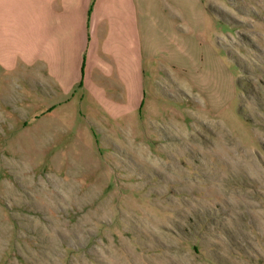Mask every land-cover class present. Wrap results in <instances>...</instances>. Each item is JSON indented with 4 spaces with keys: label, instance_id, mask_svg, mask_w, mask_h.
Returning <instances> with one entry per match:
<instances>
[{
    "label": "rangeland",
    "instance_id": "rangeland-1",
    "mask_svg": "<svg viewBox=\"0 0 264 264\" xmlns=\"http://www.w3.org/2000/svg\"><path fill=\"white\" fill-rule=\"evenodd\" d=\"M178 5L184 39L205 46L203 20L223 58L183 57L176 92L162 69L137 114L72 101L20 138L0 264H264V0Z\"/></svg>",
    "mask_w": 264,
    "mask_h": 264
},
{
    "label": "crops",
    "instance_id": "crops-1",
    "mask_svg": "<svg viewBox=\"0 0 264 264\" xmlns=\"http://www.w3.org/2000/svg\"><path fill=\"white\" fill-rule=\"evenodd\" d=\"M179 2L0 0L1 199L5 155L15 152L22 137L51 136L72 101L123 118L160 98L162 69L168 91L176 92L183 57L223 58L203 20L193 25L207 30L206 45L184 39Z\"/></svg>",
    "mask_w": 264,
    "mask_h": 264
}]
</instances>
